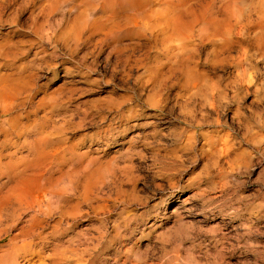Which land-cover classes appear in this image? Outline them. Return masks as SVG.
Wrapping results in <instances>:
<instances>
[{"label": "rangeland", "instance_id": "374dc122", "mask_svg": "<svg viewBox=\"0 0 264 264\" xmlns=\"http://www.w3.org/2000/svg\"><path fill=\"white\" fill-rule=\"evenodd\" d=\"M39 4L4 13L0 73L26 83L0 119L51 132L42 170L74 206L70 229L44 231V263L264 264V48L251 50V81L238 84L206 39L183 60L141 27L61 42L87 6L48 15ZM189 70L204 78L188 82ZM24 137L4 150L25 153Z\"/></svg>", "mask_w": 264, "mask_h": 264}, {"label": "bare ground", "instance_id": "6f19581e", "mask_svg": "<svg viewBox=\"0 0 264 264\" xmlns=\"http://www.w3.org/2000/svg\"><path fill=\"white\" fill-rule=\"evenodd\" d=\"M17 1L33 0H0V29L8 20L6 9ZM154 3L159 7H152ZM81 5L87 7L72 18L70 26L59 36L61 42L87 40L97 34H101L99 39L106 40L141 27L162 35L170 56L183 60L197 43L206 39L211 44L209 55L233 64L238 84L251 81V50L264 48V0H40L37 11L49 15L59 7L72 12ZM3 30L0 56L5 61L9 40L6 29ZM39 30L46 31L42 25L37 27ZM203 78L193 70L187 73L188 82ZM25 83L22 77L12 80L11 74L0 73V116L18 106L15 100ZM16 117L0 119V164L6 167V171L0 170V179L6 176L0 181V235L5 239L0 245V264H45L42 248L46 247L44 239L48 235L44 231L51 228L50 235L64 234L73 221L63 218L71 216L73 220L74 206L65 204L61 194L54 193L48 171L42 170L49 154L45 146L51 141V132L43 134L37 121L22 124L18 122L19 115ZM23 133L19 147L26 145L25 153L18 148L4 150L12 136ZM53 213L60 214V220L51 224L47 219L53 218ZM61 244L55 243L54 248Z\"/></svg>", "mask_w": 264, "mask_h": 264}]
</instances>
